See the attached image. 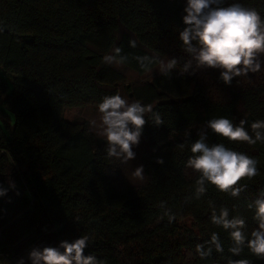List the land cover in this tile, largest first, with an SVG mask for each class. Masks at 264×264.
<instances>
[{
    "label": "trees",
    "instance_id": "1",
    "mask_svg": "<svg viewBox=\"0 0 264 264\" xmlns=\"http://www.w3.org/2000/svg\"><path fill=\"white\" fill-rule=\"evenodd\" d=\"M186 2L0 0V118L9 131L0 129V186L8 190L0 197V264L84 234L90 237L85 255L104 264H227L231 239L211 223V206L244 217L249 234L257 227L247 204L264 189V143L229 141L206 123L214 117L234 124L245 119L251 134V123L264 119V64L260 72L226 85L217 69L183 76L173 70L165 77L158 65L144 71L135 59L186 58L179 39ZM232 2L264 17V0H225L223 6ZM116 47L127 61L105 64L103 57ZM115 94L153 105L164 121L144 125L135 159L120 166L107 158L98 125L63 115L68 108H98L104 96ZM6 111L14 117L11 127ZM201 130L209 144L223 143L258 161L260 174L240 182L247 185L240 197L209 184L202 198H192L199 174L186 161ZM141 165L143 181L132 175ZM161 202L176 214L174 222L161 219ZM213 232L224 252L213 250L201 259L196 245ZM27 257L25 264H31ZM231 258L264 264L247 248Z\"/></svg>",
    "mask_w": 264,
    "mask_h": 264
},
{
    "label": "clouds",
    "instance_id": "2",
    "mask_svg": "<svg viewBox=\"0 0 264 264\" xmlns=\"http://www.w3.org/2000/svg\"><path fill=\"white\" fill-rule=\"evenodd\" d=\"M225 0H187L183 9V23L185 27L179 33L183 51L187 54L181 58L158 56H137L141 69L151 71L153 64L158 65L162 76L169 77L173 70L180 75H194L202 69H217L219 79L226 85H231L234 78L248 77L249 73H258L262 69L261 57L264 56V17L254 8L247 7L239 2H232L223 6ZM129 45L136 47V41L130 40ZM122 49L116 47L112 54L103 57L108 65L121 66L127 61L122 55ZM179 66V67H178ZM100 135L106 141V156L118 162L115 165H127L135 159L134 146H138L143 127L151 122L154 126L164 124L159 112L153 111V105L142 104L139 100L129 101L120 94L104 96L98 103ZM91 125L97 127V121ZM248 122L241 119L238 124L227 117L212 118L207 121L206 128L232 142H246L255 145L264 143V119L251 123V134L245 127ZM188 137L189 133H185ZM187 143V141H186ZM181 149L185 144L179 145ZM192 155L186 161V167L198 173L195 181L193 197L202 198L207 192L209 184L218 191L238 198L247 190L246 184L240 182L247 178L252 179L259 175L258 161L246 153L235 151L223 143H208L207 132L201 130L198 139L190 144ZM156 163L163 164L162 158ZM135 179H145L143 165L132 172ZM9 187L15 188L13 182ZM7 189L0 186V197L7 194ZM19 195V193H17ZM164 209V216L172 223L176 214L160 203ZM247 208L254 210L253 220L257 227L247 233L246 219L240 215L232 216L227 207L211 206V223L221 227L229 233L231 246L228 251L231 256L227 264H250L247 259H232L242 254L245 248L259 259H264V189L260 190L255 199L247 204ZM90 237L87 234L69 242L61 241L57 247H33L27 259L31 264H104L95 255H85L89 247ZM196 253L201 259L211 256L213 250L223 253L219 234L213 232L209 240L196 245ZM16 264H25L20 258Z\"/></svg>",
    "mask_w": 264,
    "mask_h": 264
},
{
    "label": "rangeland",
    "instance_id": "3",
    "mask_svg": "<svg viewBox=\"0 0 264 264\" xmlns=\"http://www.w3.org/2000/svg\"><path fill=\"white\" fill-rule=\"evenodd\" d=\"M0 74H1V71H0ZM127 76H129V78L130 77H132V78L137 77V75H135L131 71H127ZM147 76L149 77V74ZM6 112H7V115H8V124L11 127L13 125V122H14L13 114L10 111H6ZM63 115L66 118L85 117L89 122H91L92 120H96L97 121V125H99V122H100L99 121V115L100 114L98 112V108H94V107H85V108H75V107H73V108H68V109H65ZM0 129L6 135L9 132L6 124L4 123V121L1 118H0ZM29 252H30V250H28V252L26 253L25 258L27 257ZM14 264H16V263H14Z\"/></svg>",
    "mask_w": 264,
    "mask_h": 264
}]
</instances>
